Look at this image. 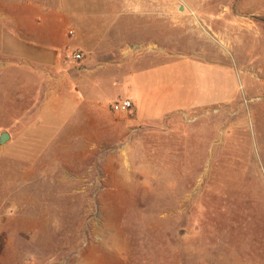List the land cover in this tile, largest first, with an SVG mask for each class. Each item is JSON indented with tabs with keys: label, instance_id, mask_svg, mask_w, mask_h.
Here are the masks:
<instances>
[{
	"label": "rangeland",
	"instance_id": "374dc122",
	"mask_svg": "<svg viewBox=\"0 0 264 264\" xmlns=\"http://www.w3.org/2000/svg\"><path fill=\"white\" fill-rule=\"evenodd\" d=\"M0 22V264H264V0H0ZM30 36L56 65L22 62ZM123 53L89 122L72 81ZM135 88L138 121L112 109Z\"/></svg>",
	"mask_w": 264,
	"mask_h": 264
},
{
	"label": "crops",
	"instance_id": "0c3cea01",
	"mask_svg": "<svg viewBox=\"0 0 264 264\" xmlns=\"http://www.w3.org/2000/svg\"><path fill=\"white\" fill-rule=\"evenodd\" d=\"M37 37L36 36L31 37L30 36V38H33V41H31V43L24 41L25 45L23 44V46L28 45V47L25 49L22 48V49L18 50L17 54L19 55V58L22 60V62L27 63L29 65L30 64L32 65L33 63L34 64H41V65H51V66L56 65L58 60H59L60 55L56 51H53V49L44 51L43 48H41L39 45H37V43H36L37 41H35V39L40 41L39 38H37ZM8 39H9V37L7 35L5 27H3V25L0 22V49L2 51L7 49V48H5V46L6 47H8V46L5 45V42ZM43 42H46V41H43ZM21 45H22V43H21ZM113 58H114L113 59V66L102 65L101 63H99V64H97V67L92 66V67L85 68L83 70V73H82L83 77H82V80L80 81V83H78L77 80L72 81L74 83L73 85H75L76 87L78 85H80L78 87L82 88V90L84 92L83 95L85 97L82 105L77 104V106H75L73 108H74V110L76 108H78V109L79 108L89 109V113L86 114L85 116H83L89 122L94 123L96 121L95 107L97 109V106L99 104L97 102L98 97L97 98L95 97V96H97L96 92L101 91V92H103V94H107L108 91L111 92L112 90H114L115 87H118V89L121 90V88H123L122 85H123L124 81H126V80H124L122 83L121 82L122 78H126V79L129 78L130 81L134 80L133 79L134 76L132 75L131 67L129 64L135 63V61H137V59H138L137 55L132 54V53H123L119 57L115 56ZM98 60H100V59L98 58ZM105 61H109V59H106ZM19 76L21 77V75H19ZM189 90H190L189 92L191 94V97H192V95L195 96V94H196V91L194 92L195 89L194 90L189 89ZM118 96L119 97L116 96L114 98H119V99L130 98L133 101L134 114H135L134 120L138 121L139 115L144 114V113H142V110L140 109L141 108V106H140V99H141L140 98L141 97L140 91H138L136 89L135 94L133 93L134 97H131L127 93L124 95H118ZM201 103L202 102H197L195 99H192L191 103L181 104V105L177 104L174 107L169 108V110H167L164 114L172 113V112H175L177 110L187 108L190 106L200 105ZM93 104H95V105H93ZM27 127L28 126H26L20 132L19 136H21L26 131ZM10 157H11V155H10ZM12 157H14V156H12Z\"/></svg>",
	"mask_w": 264,
	"mask_h": 264
},
{
	"label": "built area",
	"instance_id": "2783aa9c",
	"mask_svg": "<svg viewBox=\"0 0 264 264\" xmlns=\"http://www.w3.org/2000/svg\"><path fill=\"white\" fill-rule=\"evenodd\" d=\"M71 33L74 34V30H71ZM73 58H82V54L79 52H75L73 53ZM131 108H133V101L130 98L118 99L112 103V109L114 111H127Z\"/></svg>",
	"mask_w": 264,
	"mask_h": 264
},
{
	"label": "water",
	"instance_id": "95a60500",
	"mask_svg": "<svg viewBox=\"0 0 264 264\" xmlns=\"http://www.w3.org/2000/svg\"><path fill=\"white\" fill-rule=\"evenodd\" d=\"M11 137V134L9 131H3L0 134V144L4 143Z\"/></svg>",
	"mask_w": 264,
	"mask_h": 264
},
{
	"label": "bare ground",
	"instance_id": "6f19581e",
	"mask_svg": "<svg viewBox=\"0 0 264 264\" xmlns=\"http://www.w3.org/2000/svg\"><path fill=\"white\" fill-rule=\"evenodd\" d=\"M256 64V63H255ZM254 65V64H253ZM253 67V66H252ZM255 73V72H254Z\"/></svg>",
	"mask_w": 264,
	"mask_h": 264
}]
</instances>
